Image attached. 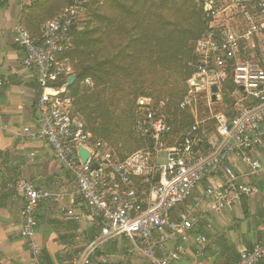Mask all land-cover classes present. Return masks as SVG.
<instances>
[{
  "label": "built area",
  "instance_id": "built-area-1",
  "mask_svg": "<svg viewBox=\"0 0 264 264\" xmlns=\"http://www.w3.org/2000/svg\"><path fill=\"white\" fill-rule=\"evenodd\" d=\"M87 1L74 2L48 21L39 40L31 38L22 26L13 36L22 52L21 65L37 75V137L74 179L85 213L101 224L99 233L74 264H109L102 249L120 237L127 239L149 264H178L183 252L179 243L162 258L155 250L167 237L185 242L188 232L201 220L187 205L197 189L203 186V197L228 212L258 192L257 186L239 181L231 161H239L252 178L264 172V0H202L201 20L206 27L193 43L195 73L187 81L189 91L179 103V109L191 111L194 122L181 132L179 141L166 146L172 132L169 115L145 109L134 133H147L152 144L123 161L116 159L107 144L90 143L85 123L63 106L66 83L55 86L60 78H69L72 73L69 64L58 57L67 48L69 30L84 15ZM228 76L235 87L230 94L235 109L230 113L216 107ZM213 84L219 88L216 102L211 101L209 93ZM80 86L90 88L92 82L85 79ZM202 93L205 104L200 110L197 96ZM138 104L149 106L150 102ZM80 147L89 152L85 163L79 158ZM159 153L165 154L164 164L158 163ZM94 164L97 169L92 168ZM134 179L139 180L140 188ZM16 190L23 198L19 235L28 246L29 264H45L39 260L35 213L41 203H59L61 195L23 179L16 183ZM182 206L187 213L178 211ZM61 210L75 221L82 220L81 213L65 207ZM206 227H210L209 222ZM194 242L204 246L208 240L197 235ZM262 260L264 244L258 242L231 264H259Z\"/></svg>",
  "mask_w": 264,
  "mask_h": 264
},
{
  "label": "crops",
  "instance_id": "crops-1",
  "mask_svg": "<svg viewBox=\"0 0 264 264\" xmlns=\"http://www.w3.org/2000/svg\"><path fill=\"white\" fill-rule=\"evenodd\" d=\"M34 1L0 0V264L30 263L28 246L19 235L23 198L16 183L21 179L61 195L59 203L44 202L36 210L39 260L45 264H74L99 229L85 213L74 179L36 134L35 105L40 94L37 75L23 68L22 52L13 42L15 30L22 26L23 8ZM33 35L38 37L39 33ZM261 162L264 165V156ZM231 163L239 181L257 186L258 192L242 199L234 211L228 212L205 199L201 186L193 194L191 204L187 202L201 220L188 232L185 242L167 237L157 246V257L166 256L179 243L183 252L178 264H231L255 243L264 244V172L259 178H252L239 161L234 159ZM62 207L81 213L82 220L71 219ZM171 217L174 219L175 215ZM197 235L205 236L207 244L197 245L194 242ZM123 240L128 241L120 237L104 245L102 255L109 264H149L141 254L125 250ZM259 264H264V260Z\"/></svg>",
  "mask_w": 264,
  "mask_h": 264
},
{
  "label": "trees",
  "instance_id": "trees-1",
  "mask_svg": "<svg viewBox=\"0 0 264 264\" xmlns=\"http://www.w3.org/2000/svg\"><path fill=\"white\" fill-rule=\"evenodd\" d=\"M76 1L78 0H36L23 8L22 27L31 38L39 40L42 26ZM102 1L101 11L94 13V16L103 25V30L96 32L98 35L94 40L85 43L88 45L86 51H78L79 47L75 44L77 33H74L76 22L69 30L67 48L58 57L59 61L69 64L71 75L76 77L74 85L66 90L75 100V108L67 111L85 123L90 143L101 141L107 144L118 161H123L134 153L124 155L106 141L117 128V125L111 123L115 111L111 113L109 109L120 104L133 102L135 105L132 133L141 142V149L145 144H152L147 133L141 136L134 133V126L145 109L169 115L172 132L165 144L173 146L180 140L181 132L194 122L191 111L179 109V103L189 91L187 81L195 73L193 43L206 27L201 20L202 0ZM90 2L91 0L84 4L83 16L88 13ZM37 33L39 36L35 37L33 34ZM177 38L181 42L179 51L171 46ZM114 49L116 52L112 53ZM104 50L109 52V56H105ZM101 52L103 55H99ZM181 52L186 56L185 62L180 57ZM67 79L68 77L60 78L55 86L62 87ZM85 79H90L92 87L80 86ZM177 82H184L185 90L175 106L164 99L159 100L160 97L155 103L150 101L149 106L138 104V97L148 95V87L153 88L152 92L162 93L161 88H168ZM156 88L159 90H155ZM234 90L228 76L220 93V103L216 104L220 105L218 109L228 113L234 111L235 102L230 97ZM103 94L106 96L101 98ZM199 95L204 96L203 93ZM198 102L202 107L205 104L204 100ZM134 183L140 188L139 180L134 179ZM94 223L100 230V222L95 220Z\"/></svg>",
  "mask_w": 264,
  "mask_h": 264
},
{
  "label": "rangeland",
  "instance_id": "rangeland-1",
  "mask_svg": "<svg viewBox=\"0 0 264 264\" xmlns=\"http://www.w3.org/2000/svg\"><path fill=\"white\" fill-rule=\"evenodd\" d=\"M102 3H103L102 0L98 2L97 0H91V2L89 3L88 13L85 16H82L76 23V26L74 28V33H77V36L75 37V44H77L76 46L79 47L78 51H86L88 49L87 48L88 45L86 46V44L88 43V40H94L98 35V33L96 32L101 31L103 25L98 23V19L94 16V13L101 11L100 6H102ZM103 11H104V8H103ZM89 37L90 39H88ZM179 41H180V38H177L171 43V46L175 47V49H177L178 51L181 47V42ZM115 50L116 49H114L113 52L112 50H109V51H111L112 53H115L116 52ZM103 53L105 54V56H109V52L107 50H104ZM103 53L101 52L99 55H103ZM180 57L183 60V62H185L186 56L184 55V52H181ZM155 90H159V89L156 88ZM161 90L163 91L162 93H156V92H152L153 91L152 87H148L146 91L147 92L146 94L148 95L138 97L137 101L140 103L141 101L148 100L149 102L152 101L155 103L157 98L160 97L159 100L164 99V101L166 102L169 101L171 102L172 106H175V104L177 103L180 96L183 94L185 90V83L177 82V83H174L168 86V88H161ZM79 94L81 95L82 93L79 92ZM105 94L101 95V98L106 96ZM149 94H152V95H149ZM197 97H198V101L203 100V95H198ZM61 99H62L64 108L66 110L72 111V108L75 105L74 103L75 100L71 97V94L68 92H65ZM134 106L135 105H133V102H132V103H126L125 105L120 104L119 106H116V107H110L109 109L111 113L115 111L114 115L112 116L113 119L111 123L112 125L113 124L117 125V128L112 131V133L108 137L109 139H107L106 141L110 142L114 147H116L124 155H127L131 152H135L139 150V148L141 147V142L137 140V138H135L132 133V129H133L132 115H133ZM198 106L200 108H203L202 104H199V102H198ZM216 107H220V105L218 104L216 105ZM73 117L78 118L76 115H74ZM98 124H99V121H98ZM208 130L211 131L210 129ZM146 145L147 144H145V146ZM158 163L159 164L165 163V154L163 153L158 154ZM195 196L198 197L199 194L197 193L195 194ZM188 203L191 204L190 201ZM178 211L182 213H187L188 210L184 206H182ZM194 215L198 219H200V215L197 211H195ZM123 242L125 245L124 246L125 250H128L133 254L138 253L133 247V245L129 243V241L123 240Z\"/></svg>",
  "mask_w": 264,
  "mask_h": 264
},
{
  "label": "water",
  "instance_id": "water-1",
  "mask_svg": "<svg viewBox=\"0 0 264 264\" xmlns=\"http://www.w3.org/2000/svg\"><path fill=\"white\" fill-rule=\"evenodd\" d=\"M75 81H76V77L74 75H71L67 79L66 84L64 86V89L68 90L71 86L74 85ZM196 83L198 85L201 84V82L199 80L196 81ZM209 93L211 95V101L212 102H216L217 101V94L219 93L218 86L216 84L211 85L210 89H209ZM78 154H79L80 161L82 163H85L87 161L88 157H89V152L86 149L80 147V148H78ZM92 168L93 169H97V165H95V164L92 165Z\"/></svg>",
  "mask_w": 264,
  "mask_h": 264
},
{
  "label": "bare ground",
  "instance_id": "bare-ground-1",
  "mask_svg": "<svg viewBox=\"0 0 264 264\" xmlns=\"http://www.w3.org/2000/svg\"><path fill=\"white\" fill-rule=\"evenodd\" d=\"M159 154H161V153H159Z\"/></svg>",
  "mask_w": 264,
  "mask_h": 264
}]
</instances>
